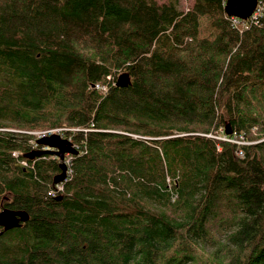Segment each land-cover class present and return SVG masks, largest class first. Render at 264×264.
<instances>
[{
    "label": "trees",
    "instance_id": "trees-1",
    "mask_svg": "<svg viewBox=\"0 0 264 264\" xmlns=\"http://www.w3.org/2000/svg\"><path fill=\"white\" fill-rule=\"evenodd\" d=\"M258 1L0 0V264H264Z\"/></svg>",
    "mask_w": 264,
    "mask_h": 264
},
{
    "label": "water",
    "instance_id": "water-1",
    "mask_svg": "<svg viewBox=\"0 0 264 264\" xmlns=\"http://www.w3.org/2000/svg\"><path fill=\"white\" fill-rule=\"evenodd\" d=\"M258 0H226L225 12L229 17H235L240 20L249 19L258 7ZM130 83V78L127 75H121L118 78L117 86L125 87ZM227 134L231 133L228 127L226 131ZM38 144L49 148L46 151H36L31 154V158L40 157L47 152L55 154L62 163H60L61 173L57 175L54 179L55 184L62 183L67 176V165L64 163L66 154L75 155L78 151L72 145V143L62 138L59 134H52L42 137L38 140ZM29 220V215L26 211H16L10 209H3L0 211V227L4 230H11L13 228L19 227L22 223Z\"/></svg>",
    "mask_w": 264,
    "mask_h": 264
},
{
    "label": "built area",
    "instance_id": "built-area-1",
    "mask_svg": "<svg viewBox=\"0 0 264 264\" xmlns=\"http://www.w3.org/2000/svg\"><path fill=\"white\" fill-rule=\"evenodd\" d=\"M256 13H258V15H259V9H257L256 11H255ZM235 20L237 19V18H234ZM251 21H256V20H258V18H256V17H250L249 18ZM238 20V19H237ZM110 79V78H109ZM96 88H98V89H101L102 91H104V92H106L107 91V87L105 86V85H100V84H98V85H96ZM64 129H56V130H50V131H45V132H40V133H37V134H35L36 136H37V138L38 139H41L42 137H45V136H48V135H52V134H61V132L63 131ZM70 140V139H69ZM71 141V140H70ZM42 149H48L47 147H43ZM15 155H17V153H15ZM68 156H70V155H68ZM22 164L24 165V166H27V162H25V161H23L22 162Z\"/></svg>",
    "mask_w": 264,
    "mask_h": 264
},
{
    "label": "rangeland",
    "instance_id": "rangeland-1",
    "mask_svg": "<svg viewBox=\"0 0 264 264\" xmlns=\"http://www.w3.org/2000/svg\"><path fill=\"white\" fill-rule=\"evenodd\" d=\"M164 1H168V0H164ZM177 1L179 3L181 10L187 11V9H189L191 6H193L195 0H177ZM34 134H37V133H34ZM65 157H69V156L66 155Z\"/></svg>",
    "mask_w": 264,
    "mask_h": 264
},
{
    "label": "bare ground",
    "instance_id": "bare-ground-1",
    "mask_svg": "<svg viewBox=\"0 0 264 264\" xmlns=\"http://www.w3.org/2000/svg\"><path fill=\"white\" fill-rule=\"evenodd\" d=\"M225 3H226V2H225ZM224 7H225V6H224ZM257 9H258V7H257ZM257 9H256V10H257ZM256 10H255V11H256ZM260 14H261V13H260ZM251 17H252V18H253V17L258 18L259 15H258V13L254 12V13L252 14ZM253 21H254V20H253ZM247 22H248V21H247ZM244 23H245V22H244ZM244 23H243V24H244ZM248 23H249V22H248ZM59 135H60L62 138L67 139V138L63 137L61 134H59ZM67 140H69V139H67ZM78 154H79V153H78ZM63 162H64V161H63ZM64 163H66V162H64Z\"/></svg>",
    "mask_w": 264,
    "mask_h": 264
}]
</instances>
